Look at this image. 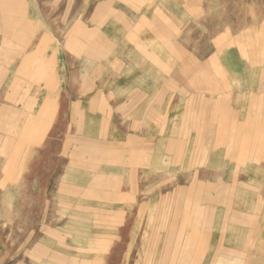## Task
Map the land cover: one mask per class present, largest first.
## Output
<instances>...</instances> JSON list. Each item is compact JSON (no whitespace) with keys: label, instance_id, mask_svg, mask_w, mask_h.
I'll return each mask as SVG.
<instances>
[{"label":"rangeland","instance_id":"obj_1","mask_svg":"<svg viewBox=\"0 0 264 264\" xmlns=\"http://www.w3.org/2000/svg\"><path fill=\"white\" fill-rule=\"evenodd\" d=\"M98 3L0 0V264H264V0H206L194 32L217 36V58L205 60L202 40L189 70L203 93L213 83L217 110L186 111L169 142L67 126L52 110L27 126L19 56L39 51L47 76L50 40L96 35L78 20ZM64 177L74 186L58 189Z\"/></svg>","mask_w":264,"mask_h":264},{"label":"crops","instance_id":"obj_2","mask_svg":"<svg viewBox=\"0 0 264 264\" xmlns=\"http://www.w3.org/2000/svg\"><path fill=\"white\" fill-rule=\"evenodd\" d=\"M205 2L99 0L90 10L84 8L82 14L87 15H81L78 21L96 35L81 40L52 38L47 46L49 51L43 53H49L47 76L37 62L39 51L24 50V60L19 56L17 89L21 119H28L27 126H40L42 112L52 110L68 120L67 126L84 125L103 131L128 127L130 132L135 129L136 134L138 129L146 132L143 140L148 143L169 142L171 121L185 118L186 111L201 109L202 104L209 103L204 107L217 110L219 95L212 89L213 83L203 93L202 72L189 70L190 64L202 60L201 50L191 48L201 47L202 40H210L205 60L217 58V36L203 38L194 32L201 25L199 22L207 19ZM7 12H3L5 22ZM213 22L216 28L217 21ZM4 25L3 31L7 30ZM192 40H197L196 45ZM35 41L31 39L24 47H37ZM27 60L30 66L25 65ZM44 76L55 79L44 84L50 90H42L43 84L37 81ZM187 78L195 81L187 82ZM222 95L233 103L232 94ZM150 129L155 136L149 135ZM103 137L99 134L87 142L96 147L95 143ZM91 173L89 170L88 174ZM67 181L65 177L58 180V189L65 184L74 186ZM151 190L154 191L153 186Z\"/></svg>","mask_w":264,"mask_h":264},{"label":"bare ground","instance_id":"obj_3","mask_svg":"<svg viewBox=\"0 0 264 264\" xmlns=\"http://www.w3.org/2000/svg\"><path fill=\"white\" fill-rule=\"evenodd\" d=\"M41 64H43V63H41ZM25 65H28V66H30L31 64H29L28 63V60L27 61H25ZM43 66V65H42ZM40 68H41V65H40ZM47 68V67H46ZM21 69V68H20ZM49 69V68H48Z\"/></svg>","mask_w":264,"mask_h":264}]
</instances>
